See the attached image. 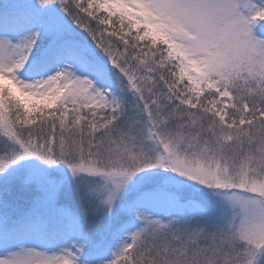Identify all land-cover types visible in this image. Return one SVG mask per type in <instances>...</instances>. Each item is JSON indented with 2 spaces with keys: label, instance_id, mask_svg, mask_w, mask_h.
Returning a JSON list of instances; mask_svg holds the SVG:
<instances>
[{
  "label": "snow or ice",
  "instance_id": "obj_1",
  "mask_svg": "<svg viewBox=\"0 0 264 264\" xmlns=\"http://www.w3.org/2000/svg\"><path fill=\"white\" fill-rule=\"evenodd\" d=\"M0 264H264V0H0Z\"/></svg>",
  "mask_w": 264,
  "mask_h": 264
}]
</instances>
